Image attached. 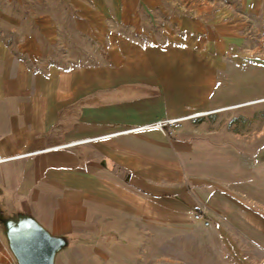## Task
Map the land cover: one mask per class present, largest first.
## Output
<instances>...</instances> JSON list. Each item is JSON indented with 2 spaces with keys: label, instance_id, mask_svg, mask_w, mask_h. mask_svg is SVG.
Returning a JSON list of instances; mask_svg holds the SVG:
<instances>
[{
  "label": "crops",
  "instance_id": "obj_1",
  "mask_svg": "<svg viewBox=\"0 0 264 264\" xmlns=\"http://www.w3.org/2000/svg\"><path fill=\"white\" fill-rule=\"evenodd\" d=\"M108 44L100 64L44 73L0 42V155L13 159L0 165V264H21L6 231L43 232L51 264H198L200 213L264 249V147L251 157L143 128L187 114L166 95L170 49Z\"/></svg>",
  "mask_w": 264,
  "mask_h": 264
},
{
  "label": "rangeland",
  "instance_id": "obj_2",
  "mask_svg": "<svg viewBox=\"0 0 264 264\" xmlns=\"http://www.w3.org/2000/svg\"><path fill=\"white\" fill-rule=\"evenodd\" d=\"M182 19L198 30H181ZM120 38L169 48L166 95L188 103L183 117L143 128L163 124L155 130L171 140L233 144L251 157L264 147V0H0V42L44 73L100 64L108 39ZM197 215L208 222L198 264H264L249 232L224 216L210 223ZM3 236L20 255L27 234Z\"/></svg>",
  "mask_w": 264,
  "mask_h": 264
},
{
  "label": "water",
  "instance_id": "obj_3",
  "mask_svg": "<svg viewBox=\"0 0 264 264\" xmlns=\"http://www.w3.org/2000/svg\"><path fill=\"white\" fill-rule=\"evenodd\" d=\"M23 250L18 255L21 264H51L57 243L40 231L27 233Z\"/></svg>",
  "mask_w": 264,
  "mask_h": 264
},
{
  "label": "built area",
  "instance_id": "obj_4",
  "mask_svg": "<svg viewBox=\"0 0 264 264\" xmlns=\"http://www.w3.org/2000/svg\"><path fill=\"white\" fill-rule=\"evenodd\" d=\"M164 126H166V125H163V124H156V125H151V126L145 128V129H158V130H161L162 132H164ZM10 160H13V159L4 158V157H2V156L0 155V165H1V164H4V163H6V162H8V161H10ZM195 219H196L197 221H202V222L204 223V217H203V216L197 215V216L195 217ZM205 225L208 226V222H205Z\"/></svg>",
  "mask_w": 264,
  "mask_h": 264
},
{
  "label": "bare ground",
  "instance_id": "obj_5",
  "mask_svg": "<svg viewBox=\"0 0 264 264\" xmlns=\"http://www.w3.org/2000/svg\"><path fill=\"white\" fill-rule=\"evenodd\" d=\"M11 6H13V7H19V8H21V5H20V3L19 2H15V1H13L12 3H11Z\"/></svg>",
  "mask_w": 264,
  "mask_h": 264
}]
</instances>
